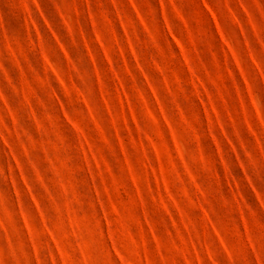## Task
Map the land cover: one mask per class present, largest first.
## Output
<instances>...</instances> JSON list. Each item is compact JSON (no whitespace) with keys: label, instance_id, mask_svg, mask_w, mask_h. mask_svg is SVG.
<instances>
[{"label":"rangeland","instance_id":"374dc122","mask_svg":"<svg viewBox=\"0 0 264 264\" xmlns=\"http://www.w3.org/2000/svg\"><path fill=\"white\" fill-rule=\"evenodd\" d=\"M0 264H264V0H0Z\"/></svg>","mask_w":264,"mask_h":264}]
</instances>
